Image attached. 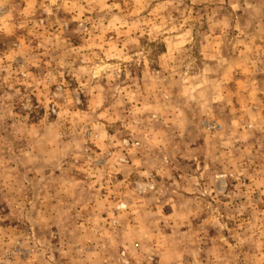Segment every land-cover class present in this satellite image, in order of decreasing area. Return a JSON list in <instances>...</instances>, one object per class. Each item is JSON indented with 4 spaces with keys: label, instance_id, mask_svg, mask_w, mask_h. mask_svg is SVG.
I'll list each match as a JSON object with an SVG mask.
<instances>
[{
    "label": "rangeland",
    "instance_id": "1",
    "mask_svg": "<svg viewBox=\"0 0 264 264\" xmlns=\"http://www.w3.org/2000/svg\"><path fill=\"white\" fill-rule=\"evenodd\" d=\"M0 264H264V0H0Z\"/></svg>",
    "mask_w": 264,
    "mask_h": 264
}]
</instances>
